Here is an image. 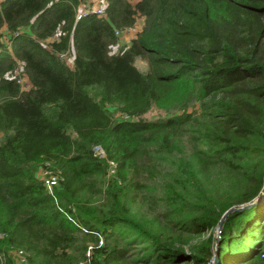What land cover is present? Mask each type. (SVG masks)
<instances>
[{
	"label": "trees",
	"instance_id": "16d2710c",
	"mask_svg": "<svg viewBox=\"0 0 264 264\" xmlns=\"http://www.w3.org/2000/svg\"><path fill=\"white\" fill-rule=\"evenodd\" d=\"M91 3L0 1V264H21L11 247L30 264H77L88 244L89 264H122L132 249L135 263L210 264L216 238L186 250L183 236L264 191V0H105L103 15L77 18ZM117 30L136 34L114 53ZM20 65L24 85L11 77ZM153 108L165 116L142 117ZM186 144L150 231L132 209L138 178ZM220 167L241 177L234 194L207 193ZM40 170L57 176L52 192ZM217 247V264H264V198L226 217Z\"/></svg>",
	"mask_w": 264,
	"mask_h": 264
},
{
	"label": "rangeland",
	"instance_id": "374dc122",
	"mask_svg": "<svg viewBox=\"0 0 264 264\" xmlns=\"http://www.w3.org/2000/svg\"><path fill=\"white\" fill-rule=\"evenodd\" d=\"M105 1V0H104ZM134 3L136 0H130ZM98 0H93V3L89 4V6H93L97 4ZM143 25V18L139 17L137 19V23L133 29L137 31ZM135 31L132 30H124L119 31V41L112 47V52H117L120 49L125 48L128 45L130 40L133 36H135ZM4 32V31H2ZM50 39L46 41H42L43 43L48 42ZM73 58H74V51L73 47L70 46L69 50L64 54V59L68 66L71 68L73 67ZM135 65L141 71H145L147 69V64L143 59L137 58L135 60ZM18 76L21 78V83L24 85L25 79L21 74V65L18 67ZM165 112L160 109L153 108L146 114L142 115L143 118L146 119H155L159 117H164ZM1 136V135H0ZM186 148L184 152L178 153L174 152L172 155L161 158L160 164L158 166V171L155 172L154 178H149L146 175L139 177L140 181H143L146 186L142 187L141 189L137 190L136 196L134 198V203L132 204L133 213L137 214L143 220L154 222V224L146 223V226L150 228V231H156L159 229L160 224L164 223V218L162 217V213L164 212V207L161 205V200L158 199V196L161 194V188L164 181H169L171 179L172 170L175 169V162L177 163L180 156H190L191 153V146L189 144L185 145ZM255 159V158H253ZM264 160V157H262ZM205 185L207 188V193L209 195L220 194V196H227L228 194H234L236 190H238L241 184V177L234 173L229 172L224 167H220V169H212L211 172L205 178ZM258 197L255 199L257 200ZM197 196L194 190L190 189L189 195L187 197L188 201H196ZM217 227L203 232L201 234H190L183 236L186 242L183 244L186 250L195 243H199L204 241L208 236L213 235L216 238ZM215 250V247H214ZM213 250V251H214ZM135 250L128 251L125 259L123 260L122 264H143V263H135ZM210 264H215L213 259L210 261Z\"/></svg>",
	"mask_w": 264,
	"mask_h": 264
},
{
	"label": "built area",
	"instance_id": "2783aa9c",
	"mask_svg": "<svg viewBox=\"0 0 264 264\" xmlns=\"http://www.w3.org/2000/svg\"><path fill=\"white\" fill-rule=\"evenodd\" d=\"M104 8H105V1L104 0H98V3L94 4L91 7L88 4L86 6L82 5L79 8L77 18H79L82 13L90 12V11L96 13L99 16H101V15H103ZM115 33L118 35L119 31L117 30ZM55 38H56V35L50 37L49 41L54 40ZM63 57H64V55H63ZM11 77L19 78L17 69H15L13 71ZM20 80H21V78H20ZM93 150L99 157H101V158L105 157V152H104V150L102 149L101 146H99V145L94 146ZM108 163H109V170H108V176H109V174H112L114 172V166L115 165H114V162L112 160H109ZM39 174H40V178L43 180V183H44L46 189L49 192H52L53 191V187L57 184V176L51 174L50 171H48V170H40ZM0 237H2V233L1 232H0ZM99 244H102V239L101 238L99 240ZM92 249H93V246L91 244H88V247H87V249L85 251V258L82 261L77 262V264H89L90 260H91V256H92ZM10 252L12 253L14 258L19 263H21V264H30V262L28 260V257H27V253L23 249L11 247Z\"/></svg>",
	"mask_w": 264,
	"mask_h": 264
},
{
	"label": "water",
	"instance_id": "95a60500",
	"mask_svg": "<svg viewBox=\"0 0 264 264\" xmlns=\"http://www.w3.org/2000/svg\"><path fill=\"white\" fill-rule=\"evenodd\" d=\"M263 198H264V191H263L262 195L260 197H258L257 200L254 203H258V202L262 201ZM254 203H252V204H254ZM252 204H248L246 206H250ZM246 206L245 205L244 206H235V205H233V206L229 207L227 210H225L223 212V214H222V216L220 218V221L218 223V226H217L216 241H215V243H216V248H215L216 249V259H215V264H217L218 261H219V257H218L219 251H218V247L217 246H218V241H219V237H220V233H221V229H222V225H223L224 220L226 219V217L230 213H232V212H234L236 210H241V209L245 208Z\"/></svg>",
	"mask_w": 264,
	"mask_h": 264
},
{
	"label": "crops",
	"instance_id": "0c3cea01",
	"mask_svg": "<svg viewBox=\"0 0 264 264\" xmlns=\"http://www.w3.org/2000/svg\"><path fill=\"white\" fill-rule=\"evenodd\" d=\"M134 37V36H133Z\"/></svg>",
	"mask_w": 264,
	"mask_h": 264
}]
</instances>
